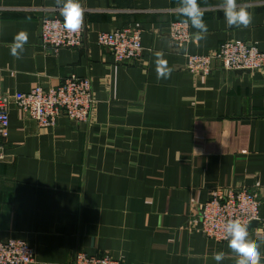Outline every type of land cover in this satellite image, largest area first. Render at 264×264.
Segmentation results:
<instances>
[{
    "label": "crops",
    "instance_id": "0c3cea01",
    "mask_svg": "<svg viewBox=\"0 0 264 264\" xmlns=\"http://www.w3.org/2000/svg\"><path fill=\"white\" fill-rule=\"evenodd\" d=\"M82 46L54 51L41 42L47 17L64 19L55 0H0V95L58 86L77 75L92 82L88 122L62 116L40 128L10 109L7 157L0 161V240L25 239L36 264H70L78 251L125 264H236L228 241L199 229L198 214L219 188L247 186L262 202L250 227L264 264V69L210 74L187 69L191 54H212L227 40L264 51V0H237L252 14L247 28H228L222 0H198L205 39L171 37L178 0H79ZM142 29L143 53L116 64L98 43L103 31ZM28 42L17 59L10 45ZM157 53L165 61L157 72Z\"/></svg>",
    "mask_w": 264,
    "mask_h": 264
},
{
    "label": "built area",
    "instance_id": "2783aa9c",
    "mask_svg": "<svg viewBox=\"0 0 264 264\" xmlns=\"http://www.w3.org/2000/svg\"><path fill=\"white\" fill-rule=\"evenodd\" d=\"M41 42L54 51L62 48L75 49L82 46L86 25L75 32L64 28V19L47 17L41 23ZM172 39L179 45L192 40L187 22H173ZM98 43L108 49L116 64H134L142 57V29L134 26L103 31ZM215 65L232 71H259L264 69V51L257 43L227 40L212 54H191L187 69L194 73L210 74ZM95 103L92 82L89 78L71 75L58 85H36L29 92L0 95V161L7 157L5 139L9 134L10 109L16 107L32 119L40 128L53 127L60 117L66 116L76 122H88ZM262 202L257 192L247 186L219 188L204 204L198 214L200 231L208 238L226 242L225 226L239 219L248 225L260 219ZM35 249L25 240L10 238L0 240V264H36ZM70 264H125L124 260L109 254L89 255L78 251Z\"/></svg>",
    "mask_w": 264,
    "mask_h": 264
},
{
    "label": "clouds",
    "instance_id": "9594fccd",
    "mask_svg": "<svg viewBox=\"0 0 264 264\" xmlns=\"http://www.w3.org/2000/svg\"><path fill=\"white\" fill-rule=\"evenodd\" d=\"M57 7H60L61 15L64 18V28L75 32L78 31L83 24V9L79 0H55ZM179 12L187 18L186 22H190L191 26L197 29L194 39L199 41L205 39L208 28L204 21V12L202 11L198 0H178ZM224 13V19L228 28H247L251 25L252 14L245 8L238 6L237 0H222L220 5ZM28 33L20 31L10 45V54L17 59L24 51V45L28 42ZM158 59L157 72L160 76L169 75L171 69L163 72L165 61L161 58L162 54H156ZM224 239L228 241V247L238 257L236 264H261L262 254L258 245L249 237L248 225L242 223L239 219L229 221L225 226ZM213 259L220 264L225 259L223 251L213 255Z\"/></svg>",
    "mask_w": 264,
    "mask_h": 264
},
{
    "label": "water",
    "instance_id": "95a60500",
    "mask_svg": "<svg viewBox=\"0 0 264 264\" xmlns=\"http://www.w3.org/2000/svg\"><path fill=\"white\" fill-rule=\"evenodd\" d=\"M240 71H241V70H240ZM254 223H256V221L252 222V223H251V226H252Z\"/></svg>",
    "mask_w": 264,
    "mask_h": 264
},
{
    "label": "rangeland",
    "instance_id": "374dc122",
    "mask_svg": "<svg viewBox=\"0 0 264 264\" xmlns=\"http://www.w3.org/2000/svg\"><path fill=\"white\" fill-rule=\"evenodd\" d=\"M182 22V21H181ZM184 22V21H183Z\"/></svg>",
    "mask_w": 264,
    "mask_h": 264
}]
</instances>
